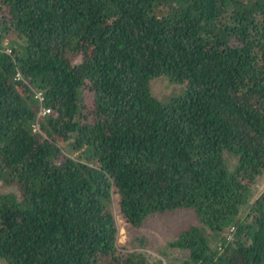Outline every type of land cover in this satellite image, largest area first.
<instances>
[{
	"label": "trees",
	"instance_id": "1",
	"mask_svg": "<svg viewBox=\"0 0 264 264\" xmlns=\"http://www.w3.org/2000/svg\"><path fill=\"white\" fill-rule=\"evenodd\" d=\"M263 177L264 0H0L3 264H149L114 199L193 209L181 264H264Z\"/></svg>",
	"mask_w": 264,
	"mask_h": 264
},
{
	"label": "rangeland",
	"instance_id": "2",
	"mask_svg": "<svg viewBox=\"0 0 264 264\" xmlns=\"http://www.w3.org/2000/svg\"><path fill=\"white\" fill-rule=\"evenodd\" d=\"M179 89L180 85L169 84L168 82L157 85V90L161 93H167L172 90L177 91ZM63 151L66 154L65 149ZM263 188L264 177L253 187L252 198H256ZM3 189L4 191L11 190V187L4 185ZM110 209L114 215L115 225L118 230L117 244L120 248L127 250L140 248L145 250L151 256L148 261L149 264H181L180 260L187 257V250L172 249L167 243L175 239L179 231L197 222V217L193 209L184 208L158 214L145 220L144 224L139 228L131 227L122 218L115 199L111 203ZM249 211V207H246L241 216L247 215ZM141 237L145 239L143 241L144 244L139 243ZM228 237L232 239V235ZM211 245L215 247L218 245V242ZM0 264L3 263L0 261Z\"/></svg>",
	"mask_w": 264,
	"mask_h": 264
},
{
	"label": "built area",
	"instance_id": "3",
	"mask_svg": "<svg viewBox=\"0 0 264 264\" xmlns=\"http://www.w3.org/2000/svg\"><path fill=\"white\" fill-rule=\"evenodd\" d=\"M8 51V50H7ZM17 78L19 79V78H21L20 77V75L19 74H17ZM42 93L41 92H35L34 93V96L39 100V101H41L42 100V95H41ZM49 110L48 109H44V112H48ZM230 231H233V228H231V230ZM228 240H231V237H228L227 238Z\"/></svg>",
	"mask_w": 264,
	"mask_h": 264
},
{
	"label": "flooded vegetation",
	"instance_id": "4",
	"mask_svg": "<svg viewBox=\"0 0 264 264\" xmlns=\"http://www.w3.org/2000/svg\"><path fill=\"white\" fill-rule=\"evenodd\" d=\"M264 263V261H262Z\"/></svg>",
	"mask_w": 264,
	"mask_h": 264
}]
</instances>
